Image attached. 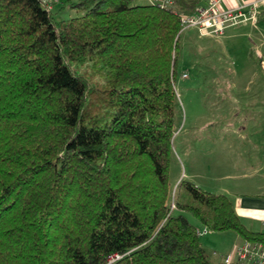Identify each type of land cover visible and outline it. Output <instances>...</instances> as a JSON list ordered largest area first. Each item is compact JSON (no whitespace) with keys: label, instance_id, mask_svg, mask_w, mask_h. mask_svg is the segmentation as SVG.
<instances>
[{"label":"trees","instance_id":"1","mask_svg":"<svg viewBox=\"0 0 264 264\" xmlns=\"http://www.w3.org/2000/svg\"><path fill=\"white\" fill-rule=\"evenodd\" d=\"M204 1L0 0V264H246L184 213L264 245L224 194L181 180L168 205L177 11Z\"/></svg>","mask_w":264,"mask_h":264},{"label":"rangeland","instance_id":"2","mask_svg":"<svg viewBox=\"0 0 264 264\" xmlns=\"http://www.w3.org/2000/svg\"><path fill=\"white\" fill-rule=\"evenodd\" d=\"M59 1L47 0L57 20L83 12L71 8L59 11ZM256 21L255 25L250 22L228 25L218 35H199L192 28L179 32L177 68L173 80L176 101L168 200L172 209L181 180L216 193L220 185L215 188L213 180L218 175L230 172L227 164L234 147L252 151L250 155L253 161L264 157V153L260 152L264 150V143H261L263 128L259 117L253 121L251 135L240 138L233 134L232 126L235 125L228 115L234 108L233 98L237 97L243 103L249 99V93L264 92V88L244 89V83L251 80L264 84V68L261 64L264 56L258 51L264 52V13L259 14ZM217 83L224 85L219 88ZM231 83L238 84L240 88L231 89L228 85ZM255 97L254 103L258 102V106L263 109L264 104ZM248 155L249 152L246 157ZM258 173V180L260 177L264 179V176H260L264 172ZM230 183L233 184L223 181V185L229 188ZM184 214L198 231H203L205 227L197 219L189 213ZM199 238L207 253L217 260L221 257L220 253L229 251L235 245V238L238 241L239 236L233 231L207 230Z\"/></svg>","mask_w":264,"mask_h":264},{"label":"crops","instance_id":"3","mask_svg":"<svg viewBox=\"0 0 264 264\" xmlns=\"http://www.w3.org/2000/svg\"><path fill=\"white\" fill-rule=\"evenodd\" d=\"M237 1L239 2L240 0ZM237 1L227 0L226 3L233 4ZM135 2L152 3L150 0H138ZM259 8L260 10L258 12V15L263 14L264 5H260ZM255 23L252 24L255 25ZM187 28H192L198 33V31L194 27ZM258 51L260 55L264 56V52L262 53L260 50ZM261 64L264 68V62H261ZM217 84L219 88L224 85L219 83ZM228 85L231 86V89L240 88L239 85L236 83H231ZM252 88L262 89L264 88V84L260 81L256 82L252 80L244 83L245 90H251ZM249 96V99L243 101V103H240L237 97L233 98L234 108L231 109L229 111L230 113L228 114L230 115L231 122H233V124L235 125L232 126L234 128V131L232 130V132L240 138L251 135V128L254 127L253 121L256 120L257 117H259L262 122L261 127L263 128L261 130L263 133V135L261 136V143H264V108H260V104H258V102L254 103V96H256L255 99L264 104V92L262 91L260 93L255 94L249 93ZM238 106L240 107V109ZM237 126H239V128H237ZM248 152L249 155L246 157V154H248ZM260 152L264 153V150ZM250 154H252V151H249L246 148L234 147L231 150L232 157L230 158V162L227 164L230 172L218 175L214 178L213 183L215 184V188L216 185H220V189L216 191V194H224L230 199L236 214L239 216L240 220L247 228L253 231H264V179L260 177L264 176V174L262 175L260 173V180H258V178L256 177L259 174L258 172H264V157L262 156L259 161H253L252 155ZM219 166L224 167L226 165L223 164ZM224 180L231 181L233 183H230V188L226 185H223ZM242 241L243 240L240 237L238 241L237 238H235L233 244H239ZM230 250L224 253H218L219 256H221L219 259L221 260L222 256L229 253ZM212 253H216V251H213Z\"/></svg>","mask_w":264,"mask_h":264},{"label":"built area","instance_id":"4","mask_svg":"<svg viewBox=\"0 0 264 264\" xmlns=\"http://www.w3.org/2000/svg\"><path fill=\"white\" fill-rule=\"evenodd\" d=\"M150 1L160 6L172 3V0ZM42 2L47 8H51L47 0H42ZM226 2L227 0H205L197 5L193 11H177L180 17L181 29L194 27L201 35H218L228 25L247 21L255 23L260 10L259 6L264 5V0H240L233 4ZM206 232L207 229L204 228L203 231H198V235ZM117 258H119V255L115 254L109 261ZM221 260L225 263L236 261L246 264H264V245L243 240L241 243L233 245L230 252L222 256Z\"/></svg>","mask_w":264,"mask_h":264}]
</instances>
